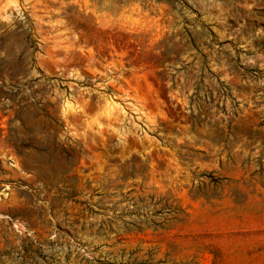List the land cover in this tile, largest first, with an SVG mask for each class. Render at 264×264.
I'll return each instance as SVG.
<instances>
[{"label":"rangeland","instance_id":"374dc122","mask_svg":"<svg viewBox=\"0 0 264 264\" xmlns=\"http://www.w3.org/2000/svg\"><path fill=\"white\" fill-rule=\"evenodd\" d=\"M0 264H264V0H0Z\"/></svg>","mask_w":264,"mask_h":264},{"label":"trees","instance_id":"16d2710c","mask_svg":"<svg viewBox=\"0 0 264 264\" xmlns=\"http://www.w3.org/2000/svg\"><path fill=\"white\" fill-rule=\"evenodd\" d=\"M143 2H146L147 0H142ZM179 0H156L157 3H167L169 5L175 6V4L178 2ZM213 34V32H211ZM228 89V88H226Z\"/></svg>","mask_w":264,"mask_h":264}]
</instances>
